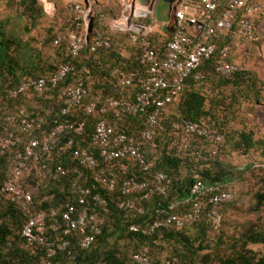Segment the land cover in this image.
<instances>
[{"label": "built area", "instance_id": "built-area-1", "mask_svg": "<svg viewBox=\"0 0 264 264\" xmlns=\"http://www.w3.org/2000/svg\"><path fill=\"white\" fill-rule=\"evenodd\" d=\"M68 1V11L74 22V30L58 32L51 40V45L57 46L63 42L64 55L69 58L78 55L83 45L87 43L91 59L97 61L99 50L106 49L110 45L109 37L104 34V29L108 28L126 34L128 41L136 46L134 60L144 68L145 72V77L140 82V90L135 94L133 101L92 96L84 103L83 113L90 115L95 112L101 116L111 108L112 118L118 121L122 116L137 113L148 106H152L153 111L148 114L146 125L137 136L128 134L124 130L115 131L103 117L96 120L91 142L96 148L97 157H94L93 152L74 145L71 137L58 145L62 134L66 132L76 136L82 135L83 120L71 121L67 118L61 121L54 120L44 136L28 138L20 150H14L20 138L13 133L11 127L14 126L25 133L41 119L26 117L22 109L18 110L17 115L4 116L0 124V155L11 154L13 164L9 175L0 185V201L9 200L18 204L24 221L17 234L23 247L31 254L40 252L36 264H51V259L57 252L67 250L69 245L67 237L72 233L78 234L79 247H88L93 237L100 233L101 225L104 223L106 201L98 193L92 192L94 188L92 185L82 183L83 181L80 182L75 178L70 183L75 191V204L65 202L48 209H35L31 191L22 186L23 174L34 173L40 179L55 181L64 177L67 169L62 165H49L41 161V156L51 157L56 146L59 151L69 152L71 158L79 165L92 171L98 163L109 164L121 158L133 159L141 170H150L154 161L145 159L144 148L147 144L150 147L155 146L152 142V129L159 127L157 117L161 114L162 108L176 99L184 80L190 74L193 73L194 78L200 76L196 69L203 60L213 57L214 71L222 77H228L232 72L242 69L239 64L227 60L228 54L233 45L253 38L254 20L263 10L262 3L258 0H175L172 29L164 46V55L158 58L147 38L149 33L155 32L154 28L131 20L144 19L150 15L156 0H147L144 5L135 7L130 3L114 20L108 17L95 0ZM221 3H224L223 7L220 6ZM224 34H228L230 44L218 45L216 39ZM71 69L72 65L66 60L58 64L56 70L47 79L28 77L8 89L7 95L16 97L28 92L36 94L48 92ZM116 72L117 69L112 68L111 73L116 74ZM133 77L134 73L129 72L118 82L122 86H127L132 82ZM89 78L88 69L80 68L73 85L62 89L59 94L62 115L68 114L71 107L84 101L88 94ZM171 128L179 143L184 148L194 151L196 156L200 155L199 151L195 150L197 145L191 142L194 138L200 139L201 150L204 149L209 156L214 155L224 143L222 132L213 130L210 125L182 117L174 121ZM258 166L264 167V159L252 164V167ZM73 172L77 176L80 175L76 168ZM94 180L108 190H111L116 183L111 171L101 175L96 173ZM166 181L167 177L162 172H156L150 179L122 180L119 190L125 198L118 202V207L124 211V215H142L144 209L137 203L136 194H140L139 199H146L153 193L161 194L164 192ZM231 197L232 194L222 190L219 183L195 180L181 200L189 204L188 211L173 214L159 209L156 212L163 214L161 219L153 220L143 227L130 223L127 229L131 232L141 231L150 234L161 226L171 225L181 228L199 217L204 202L211 205L207 215L216 227L220 221L217 206L230 200ZM66 254L71 257L68 250ZM132 258L136 264H150L145 247ZM174 260L172 258L165 264H172Z\"/></svg>", "mask_w": 264, "mask_h": 264}, {"label": "trees", "instance_id": "trees-1", "mask_svg": "<svg viewBox=\"0 0 264 264\" xmlns=\"http://www.w3.org/2000/svg\"><path fill=\"white\" fill-rule=\"evenodd\" d=\"M19 6H21L22 14L27 17L31 26L34 25L37 18L43 15L42 8L38 4L37 0H20ZM220 6L223 7L224 3H221ZM101 8L108 15L107 10L104 7ZM67 15V25L58 32L65 33L70 30H74V22L72 20L71 14L68 11V4ZM110 19L114 20L115 17ZM145 20L147 19H132L133 22H140L145 25L150 23L144 22ZM7 21V16L0 18V78L9 77L12 79L13 84H8L5 86L2 92L3 98L0 101V124L4 120L5 115H17L19 109L23 110L26 117L41 119L39 123L36 122L33 124L32 128L25 133L19 131V129L14 126L11 127L13 133L20 138V141L16 144L14 150H20L23 146V143L28 138H40L44 136L53 125L54 120L61 121L65 118L71 121L83 120L84 132L79 136L73 135L70 132H66L62 134L58 145H60V143L66 138L71 137L73 139L74 145H79L87 149L89 152H93L94 157H97V155L96 148L91 142V135L93 132V125L100 117H103L115 131L124 130L133 136H137L139 134L140 130L146 125V118L148 114L152 113L153 111L152 106L145 107L137 113L126 114L118 121L112 118L113 113L111 108H108L101 116L95 112L90 115H85L83 113L84 103L92 96H99L100 98L112 97L128 101L134 100L135 94L140 90V82L145 77L144 68L134 60V52L136 51V46L134 44L130 43L132 47L131 54L124 59L121 58L119 52L112 44L109 32L111 30L105 28L104 34L109 37L110 45L106 49L99 50L97 61H93L91 59V54L88 50L87 43L83 45L78 55L68 58L64 55L63 42L57 46L51 45V40L58 33L55 32L50 37L49 44L51 47L60 50V60L54 65L50 64L51 70L49 69V72L43 71L34 74L30 71H27L24 73L28 76L18 80L20 75L18 73L16 74L14 70L17 68L18 64L15 55L17 39L15 38L13 32L6 28ZM171 29L172 26L170 25V27L167 29V36L165 37L156 31L149 33L147 36L158 58H161L164 55V46L169 37V32ZM123 34L126 36L125 33ZM216 40L218 45L230 44V38L228 34L221 35ZM43 41L44 38L39 40V43H42ZM27 58L30 59L29 56ZM66 60H68L72 65V69L68 71L66 76L57 82L55 87H53L50 91L42 94L28 92L24 95H18L16 97H9L7 95L8 89L16 86L22 80L28 77L47 79L56 70L58 64L64 63ZM227 60L231 62L229 57H227ZM34 65V63L31 65V69L34 68ZM114 67L117 69L116 74L111 73V70ZM80 68H85L89 71L90 83L88 85V94L84 98L83 102H81L79 105L71 107L68 114L62 115L60 113L62 102L59 94L63 88L73 85L74 79ZM129 72L134 73L132 82L127 86L120 85L118 80L122 79L125 74ZM196 72L200 76L198 78H194L193 73L190 74L184 80V84L176 99L165 105L161 110V114L157 117L159 127H154L152 129V142L155 144V146L150 147L147 144L144 148L145 159L147 161H154V164L150 170H141L136 161L133 159L121 158L109 164L98 163L95 170L92 171L79 165L74 159L71 158L69 152L59 151L58 146H56L53 149L51 157L46 158L45 156H41V161L46 162L49 165H62L65 169H67V173L64 177L60 178L58 181H55L40 179L34 173L23 174L21 179L22 186L23 188L31 191L33 206L35 209H48L62 205L65 202L75 204V191L70 185L71 181L75 178H77L80 182L83 181L82 183L85 182L87 185H92L94 187L92 192L98 193L106 201V211L103 213L104 223L101 225L100 233L93 237V240L89 246L86 248L79 247L77 242L78 234L72 233L67 237L69 241L67 250L70 252L71 257L66 254L67 250L63 252H57L56 255L51 259V264H136L132 256L144 247L146 248V254L150 259V264H165L166 261H170L172 258L175 259L172 264H184V260L188 257L187 253H192L193 250H188L191 248V246L188 244V238L185 235L183 229L189 226H200L203 224L207 227H214L207 215L211 209V205L209 203L204 202L199 217L181 228H175L171 225L161 226L154 229L150 234H146L141 231H128L127 226L130 223H135L143 227L153 220L161 219L163 214L156 212L159 209H163L165 212L173 214L188 211L189 204L181 202V200L188 193L191 183L195 180H201L208 183H219L222 190H227L232 194L230 200L224 201L217 206V211L220 214L219 224L221 223V209L229 205L234 199L233 191L229 189L228 183L231 182L233 178L232 172H234L236 168L234 165L228 163V161L226 162L224 159V144L228 141L231 142V140H229L231 139V135L226 129V124H228L229 119H221L222 114L217 112H221L223 110L222 108H217L216 106L221 104V100L224 99V95H217L216 99L220 101V104L210 103L211 107L206 108L205 100H207V98L203 92L201 93L196 90V86L208 79L209 76L214 78L216 82L222 85H229L232 88L229 92L230 99L232 101L230 100L231 102L227 104V108L228 106L230 108L229 110H231L232 103L237 101V97H240L242 100L246 101H259V99L257 96L253 95L256 94V91L253 90V79L250 78L248 70L244 68L232 72L228 77H222L214 71V58L211 57L209 59L203 60L196 69ZM251 82L253 84H251ZM49 96L53 98L54 104L51 107L45 104L44 106H40L38 110L35 111L28 112L18 103V101L22 98L37 97L48 99L46 97ZM11 101H13L14 104L11 103V107H9L11 109H7L6 106H8ZM174 105L176 110L173 116L167 119V139L169 141H173V143H175V145L180 149H183L185 151L183 154L185 157H189L194 162L203 164L201 167L194 168L192 172H188L184 177L179 175L178 164L181 160L179 155L173 154L166 150L163 146L166 141L162 143L157 137L163 131V120L165 119L164 116L166 108ZM215 110L217 111L215 112ZM181 117L205 125H210L213 130L222 132L224 135L223 145L212 156L207 155V153L204 152V149L201 150L199 138H194L191 142L197 144V148L195 147V150L199 151L200 156H196L194 151L184 148L179 143V139L173 134V130L171 128V124ZM254 143H251L248 133L240 131L237 134V142L233 143V145L236 147L237 145L240 146V144H242V147L247 149L253 146ZM256 144L260 146V149L263 147V151L260 153L263 156L261 159L262 161L264 159L263 142H257ZM12 164L13 159L11 154L0 155V185L9 175ZM75 168L80 172L79 176L73 172V169ZM251 168L259 170V176L257 189L253 193L254 203L250 206V208H248V212L257 213L264 205V167L258 166ZM106 171H111L116 178V183L111 190L106 189L105 187L101 186L99 182L94 180L96 173L101 175ZM156 172H162L167 177L164 192L161 194L153 193L146 199H139L140 194H136L135 197L137 203L142 206L144 213L142 215H124V211L118 207V202L125 198V196L121 194L119 190V185L122 180L128 178H134L136 180L150 179ZM37 181L39 182V186H42L40 194H34L32 189V185H34V183L36 184ZM42 195L46 196L47 198L42 199ZM174 202H176L177 207H174ZM3 204L5 207L2 209V211H0V217L6 216L15 218L17 222H19L18 225L20 228L24 221V216L19 209L18 204L9 200H1L0 205ZM109 224L112 225L110 230H108ZM116 232L119 233L120 237L123 236L130 239L131 241H134L135 243V249L127 259L117 249L106 244L107 236ZM7 233L8 229L0 225V243L3 242V238ZM19 240L21 241L20 238ZM155 240H172V242L176 245V247L173 248L172 255L166 258V260L163 262L153 259L150 255L149 248L153 245ZM250 244H264V228L261 226L257 227V225H249L240 232L237 239H235V242L231 244V248L228 252L222 255L214 254L213 256H211L208 252H205L200 255L197 254L196 257H198L200 264H264V252L254 251L248 246ZM22 248L24 252L16 257V260L13 264H36L40 252L31 254L23 247V244ZM129 261H131V263ZM0 264L8 263L4 262Z\"/></svg>", "mask_w": 264, "mask_h": 264}, {"label": "rangeland", "instance_id": "rangeland-1", "mask_svg": "<svg viewBox=\"0 0 264 264\" xmlns=\"http://www.w3.org/2000/svg\"><path fill=\"white\" fill-rule=\"evenodd\" d=\"M19 1L20 0H0V18L4 16L8 17L6 28L11 30L17 39L15 55L18 64L17 68L14 70L16 74L18 73L20 75L18 80L28 76L24 73L27 71L34 74L43 71L49 72L51 70L50 64L54 65L60 60V50L51 47L49 40L55 32L61 31L68 23L67 0H37L42 8L43 15L36 19L33 26H31L27 17L22 14ZM99 6L107 10L109 18H116L120 15L121 6L117 0L102 1ZM44 7L46 9H44ZM153 14V18L156 21L169 20L170 5L162 0H156L153 5ZM144 22H151V19L147 18ZM256 24L259 26L257 25L255 41L250 46V50L245 53V62L251 64L246 70H248L250 78L253 79V85L257 82L259 84L264 82V18H258ZM109 32L115 49L123 55H130L132 47L126 36L118 31L111 30ZM161 34L164 37L167 36L166 31ZM43 38L44 41L39 43V40ZM28 56L30 59L27 58ZM33 63L35 65L33 66L34 68L31 69ZM8 84H13L11 78H0V101L3 98L2 92ZM253 95L257 96L260 94L256 92V94ZM260 97L262 98L261 95ZM46 98L48 99L37 97L22 98L18 103L30 112L38 110L40 106H44L45 104L51 107L54 104L53 98L51 96ZM259 101L252 100L248 101L247 104H245V102L240 103V101L234 103L232 114L237 117L236 122H238L239 125L245 122L250 123L251 117L253 116V119H255L256 114L263 117L262 109L255 107L256 103ZM11 103L14 104V102L11 101L10 104L6 106L7 109H11L9 108L11 107ZM175 110V105L166 108L165 119L163 120V131L157 137L162 143L166 141L163 145L166 150L179 155L181 159L178 164L179 175L184 177L188 172H192L194 168L201 167L203 164L194 162L189 157H185V155H183L185 151L176 146L173 141L167 139V119L173 116ZM262 142L264 145V140ZM262 149L263 147L254 152V160L256 162H260L263 157L260 154L263 151ZM230 160L234 162L236 157L233 156ZM232 173L233 178L231 182L228 183V187L233 191L234 199L229 205L221 209L222 221L219 226L207 227L203 224L200 226H189L183 229L188 238V244L191 246L188 250H193L192 253H187L188 257L184 260V264H200L198 257H196L197 254L200 255L208 252L213 256L214 254L222 255L228 252L231 248V244L235 242L240 232L249 225H257V227L261 226L264 228V205L257 213L248 212V208L254 203L253 193L258 186L259 170L251 168V166L248 165L242 169H235ZM41 187L38 181L36 184L34 183V185H32L33 193L40 194ZM42 196V199L47 198L44 195ZM173 204L174 207H177L176 202ZM4 207V204L0 205V211H2ZM18 223L19 222H17L15 218L6 216L0 217V225L8 229V233L3 238V242L0 243V263L6 262L8 264H13L16 257L24 252L17 234L19 228ZM111 227L112 225L109 224L108 230H110ZM106 244L117 249L126 259L129 258L130 254L135 249L134 241L123 236L120 237L118 232L107 236ZM248 246L256 252H264V244H250ZM174 247H176V245L172 240H155L153 245L149 248L150 255L153 259L163 262L172 255ZM129 262L131 263V261Z\"/></svg>", "mask_w": 264, "mask_h": 264}, {"label": "crops", "instance_id": "crops-1", "mask_svg": "<svg viewBox=\"0 0 264 264\" xmlns=\"http://www.w3.org/2000/svg\"><path fill=\"white\" fill-rule=\"evenodd\" d=\"M68 1V0H67ZM102 1H107V0H95L96 4L100 5L102 3ZM119 5L121 6V10L119 13H121L122 10H124L128 4H132L133 7L137 6V5H144L147 0H117ZM262 3L263 6V10L262 13H260L254 20V34H253V38L251 40L248 41H241L240 43L233 45L231 47V50L228 54L229 60L233 63H237L239 64L242 68L246 69L248 68L251 64L246 63L245 59H246V52H248L250 50V46L252 45V43L255 41V33L257 31V27L259 26L258 24H256V21L258 18H264V0H258ZM69 2V1H68ZM169 5V4H168ZM153 7H152V11L151 14L148 15L146 18H150L151 22L147 25H151L154 30L156 32H158L159 34H161L162 32H168V28L170 27L171 23H172V18H173V4L170 5V16H169V20L166 21H156L153 18ZM258 25V26H257ZM159 30V31H158ZM121 58H126V55H123L122 53H119ZM245 62V63H244ZM253 81V80H252ZM264 81V80H263ZM251 84H253L251 82ZM196 90L198 92H203L207 98V100H205V106L206 108H210V103L215 104V103H219L220 101L217 100V95L219 96H223V100H221V104L217 105L216 107L218 108H222L223 110L221 112L215 110V112L217 111L219 114H222L221 119H229L228 120V124H226V129L227 132L231 135V142H225L224 144V149H225V154H224V159L225 161L232 165L235 166L236 169H242L243 167H246L248 165H250L252 167L253 163H258L254 160V152L258 149H260V146L257 145V142H262L264 140V82L262 83H256L255 85H253V90L258 92L262 98L260 97V95H257L259 101L258 103H256L255 107H259L262 109L263 111V117H260L259 115L256 114V120L253 119V116L251 117V121L250 123L245 122L241 125H239L238 122H236V116L234 114H232V108L234 106V103H232L231 106V110H229V106L227 108V104H229L232 100L230 99V95L229 92L232 89L229 85H222L218 82H216V80L214 78H211V76H209L208 79L204 80L202 83H200L198 86H196ZM231 100V101H230ZM245 102V104L248 103V101L246 100H242L240 97H237V101L236 102ZM249 105V104H248ZM214 111V110H212ZM246 132L248 133L249 137H250V141L251 143L255 142L253 146L244 149L242 147V144H240V146H236L233 145V143L237 142V134L240 132ZM228 140V138H227ZM236 157V160L234 162H232L230 160L231 157Z\"/></svg>", "mask_w": 264, "mask_h": 264}, {"label": "water", "instance_id": "water-1", "mask_svg": "<svg viewBox=\"0 0 264 264\" xmlns=\"http://www.w3.org/2000/svg\"><path fill=\"white\" fill-rule=\"evenodd\" d=\"M162 1L169 5H172L175 2V0H162Z\"/></svg>", "mask_w": 264, "mask_h": 264}]
</instances>
